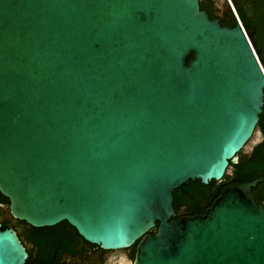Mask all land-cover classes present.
<instances>
[{"label":"water","instance_id":"water-1","mask_svg":"<svg viewBox=\"0 0 264 264\" xmlns=\"http://www.w3.org/2000/svg\"><path fill=\"white\" fill-rule=\"evenodd\" d=\"M244 30L199 0H0L11 215L65 219L105 248L136 241L131 264H264V204L252 192L264 177L172 216L174 188L221 178L264 137V67ZM27 255L0 222V264Z\"/></svg>","mask_w":264,"mask_h":264},{"label":"trees","instance_id":"trees-1","mask_svg":"<svg viewBox=\"0 0 264 264\" xmlns=\"http://www.w3.org/2000/svg\"><path fill=\"white\" fill-rule=\"evenodd\" d=\"M234 8L244 26L253 28L251 41L258 52V58L264 67V0H231ZM201 9H205L210 17L212 14V4L210 0H199ZM225 12L219 18L221 24L235 25L236 16L227 1L224 3ZM234 16H233V14ZM235 17V18H234ZM236 19V21H235ZM192 57L189 54L186 61ZM262 119L258 118L257 125L264 133V103L262 105ZM262 123V125H261ZM263 126V127H262ZM238 154V151H237ZM232 166L231 172H224L221 178H211L204 183L200 178L189 179L174 188L172 195V205L174 207L173 217H179L182 214L202 213L211 205L212 201L218 196L222 189L232 183H242L257 176L264 177V139L254 145L249 153H240L236 162L229 161ZM256 200L264 204V179L257 182L252 190ZM0 222L1 228L13 226L20 239L24 243L28 255L25 264H42V260L50 261L56 255L58 246L51 245L46 247L45 241L50 235L65 232H77L75 227L67 220L63 219L52 225L34 226L23 219L14 218L8 208V198L0 192ZM156 224L149 229L154 232ZM136 247V241L132 244Z\"/></svg>","mask_w":264,"mask_h":264},{"label":"flooded vegetation","instance_id":"flooded-vegetation-1","mask_svg":"<svg viewBox=\"0 0 264 264\" xmlns=\"http://www.w3.org/2000/svg\"><path fill=\"white\" fill-rule=\"evenodd\" d=\"M210 1L213 16L220 17L223 15L225 12L224 2L222 0ZM257 127L263 133L262 128L258 125ZM240 153L247 152L241 148L238 150V157ZM45 244L47 245L46 247L51 245L59 246L55 250V257L50 261L42 260V264H131L135 253L132 244L127 247L105 248L99 246L98 243L86 240L76 232H60L50 235Z\"/></svg>","mask_w":264,"mask_h":264},{"label":"built area","instance_id":"built-area-1","mask_svg":"<svg viewBox=\"0 0 264 264\" xmlns=\"http://www.w3.org/2000/svg\"><path fill=\"white\" fill-rule=\"evenodd\" d=\"M227 2L229 3V5H230L231 8H232V10H233V12H234V14H235V16H236V19H237L238 24L241 26V28L243 29V31H245V30H244V25H243V23L241 22L240 18L238 17V14H237V12H236V10H235V8H234V5H233L232 1H231V0H227ZM258 61H259V60H258Z\"/></svg>","mask_w":264,"mask_h":264},{"label":"rangeland","instance_id":"rangeland-1","mask_svg":"<svg viewBox=\"0 0 264 264\" xmlns=\"http://www.w3.org/2000/svg\"><path fill=\"white\" fill-rule=\"evenodd\" d=\"M225 1H227V0H222V2H224V3H225Z\"/></svg>","mask_w":264,"mask_h":264}]
</instances>
